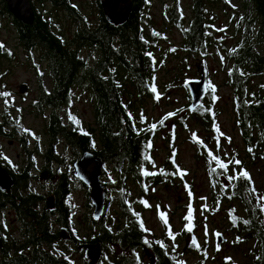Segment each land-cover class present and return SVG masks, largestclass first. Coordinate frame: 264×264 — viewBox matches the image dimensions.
I'll return each mask as SVG.
<instances>
[{"label": "trees", "instance_id": "trees-1", "mask_svg": "<svg viewBox=\"0 0 264 264\" xmlns=\"http://www.w3.org/2000/svg\"><path fill=\"white\" fill-rule=\"evenodd\" d=\"M59 1L79 26V33L74 38V42L78 44L76 50L71 49L60 54L56 52L62 42L50 33L49 21L36 11L35 6H32L34 19L31 25H24L12 18L23 42L31 44L40 41L54 46L55 49L51 60V82L54 89L43 96L50 105L45 124L48 153L43 159L47 165L53 163L58 173L54 172L55 181L49 194L55 200L52 213L44 209L46 196L26 189L28 176H17L13 192L7 196V211L14 213L23 235L21 241H8L6 259L1 264H73L65 250L71 252V246L95 243L102 246V258L98 264H114L110 261L111 255H115L120 264H143L138 256L141 252H146L153 264H186L184 260H179L182 252H179L178 239L187 236L191 242L187 251L196 252L202 257L198 264H204L208 258L206 246L198 242L193 224L191 231H188L189 223L184 221L182 232L178 234L173 233L167 223H163L164 230L161 235L154 236L150 241L145 237L146 225L141 211L136 209V206L150 208L147 205L150 187L166 184L176 177L172 170H165L164 167L155 170L152 156V140L157 132L165 128L164 123L170 115L153 128V125L147 124L144 117L134 113L127 96L128 91L125 89V84L129 81L139 97L155 96L154 74L158 69L153 49L162 35L152 31L146 36L142 14L148 9L150 1L132 0L129 21L116 28L108 25L103 19L99 0H95L100 13L95 26L80 14L69 0ZM191 1L192 17L189 20L184 21L178 0H171L169 5L163 8V15L180 33L183 40L182 51L189 54L199 53L205 58L211 54L208 7L219 1ZM243 9L245 15L235 27V32L241 33L240 41L229 49L223 48L222 53L220 46L216 45L213 52L214 56L220 58L222 70L225 72V86L233 91L232 110L237 131L247 149L254 150L259 145L264 148V93H249L247 84L254 78L264 79V0H246ZM0 15L12 17L3 0H0ZM12 57L10 50L0 48V58L11 60ZM207 86L206 100L209 105L205 107L202 103L196 111L188 112L202 126L214 132L220 114V111L215 109L219 99L217 87L210 85L208 78ZM262 87L264 89V86ZM82 96L87 98L92 111L90 126H86L73 112L74 101ZM1 98L3 95L0 94ZM187 99L189 101V98ZM8 110L9 107L0 120L20 127V119L12 120ZM42 111L39 109V112ZM178 126L185 128V119L179 120ZM210 127L212 129H209ZM214 139L217 140L216 137ZM61 146L62 149H73L78 158L86 151L100 157L104 162L101 179L108 176L109 169L115 174L114 181H102L107 196L105 215L98 223L91 222L100 231L87 240L79 237L75 229L76 208L72 202L71 172L69 169L60 172L57 168L63 167L59 153ZM216 160L227 167L220 168ZM169 162L172 165L173 159H169ZM205 165L215 209L219 208L221 199L225 197L227 200L239 199L245 203L246 193L250 191V180L239 175L241 170L246 171L240 168V164L236 163L232 169H228V164L221 158L207 155ZM129 180L140 190L137 199H130L128 191L124 189L125 181ZM226 183L228 188L224 187ZM108 186L113 187L109 189ZM113 191L119 196L118 209L122 214V217L114 222L113 219H108L107 213L112 200L109 195ZM85 206L91 209L87 198ZM251 206V210L246 211V218L233 217L231 211L229 218L234 227L241 224L242 231L250 233L252 238L260 241L258 250L252 253L253 264H264V225L254 216L257 215V209ZM59 228L69 231L71 239L67 243L60 241Z\"/></svg>", "mask_w": 264, "mask_h": 264}, {"label": "rangeland", "instance_id": "rangeland-1", "mask_svg": "<svg viewBox=\"0 0 264 264\" xmlns=\"http://www.w3.org/2000/svg\"><path fill=\"white\" fill-rule=\"evenodd\" d=\"M69 1L92 26L97 24L99 13L95 0ZM149 1L148 9L142 14L146 36L148 37L152 31L162 35L156 47L154 49L151 47L154 50L158 69L154 74L155 96L139 97L129 81L125 84V89L128 91L126 93L134 113L144 117L147 124L156 125L170 115L164 123L165 128L157 132L152 140V156L155 170L164 167L165 170H172L176 177L166 184L150 187V194L147 197L149 209L136 206L145 221V237L150 241L154 236L159 237L164 230L163 223H167L173 233L181 234L182 225L186 221L194 225V234L200 245L206 246L208 258L205 259L204 264H253L252 253L258 250L260 241L252 238L250 233L242 231L241 224L234 227L230 221L229 212L231 211L233 217L246 218L247 209L251 210L253 205L257 209V215L254 216L258 217L260 223L264 225V211L261 210L264 209V148L259 145L254 150H248L243 143L237 131L236 118L232 110L233 91L225 86V72L222 70L220 58L214 56L213 52L216 45L220 46L222 53L223 48L229 49L240 41L241 33L235 32V27L245 15L243 5L246 0H218L217 4L208 7L207 23L210 25L209 51L211 54L205 58L199 53L189 54L182 51L183 40L180 33L163 15V8L169 5L171 0ZM32 6H35L41 16L53 23V29L65 30L63 32L65 40L70 39L68 32H70L69 28L73 30L71 29L73 23L63 13H52L53 10L48 5L40 4L37 0H32ZM178 6L184 21H187L192 15V1L178 0ZM12 20L10 16L0 15V45L10 50L16 60V62H7L0 58V94L3 95L9 91L6 100L0 99V119L5 111V102L8 100L18 109V111L9 110L8 113L12 120L20 119L21 135L30 133L32 137L28 140L29 144L34 145L38 139L40 151L44 152L47 142L45 124L48 111L39 112L31 107L36 97V86L33 85L35 79L30 70L31 67L26 65L20 51L15 48L17 37L11 27ZM198 62L205 65L210 85L217 87L219 101L215 109H218L220 114L214 132L202 126L187 109L189 101L184 85L187 81L197 79L195 64ZM23 82L31 85V94L21 101L17 85ZM262 86H264V79L254 78L247 84V89L249 93L263 94ZM208 105L209 101L205 100L203 106ZM73 107V112L85 122L86 126H90L92 111L87 98L82 96L76 99ZM181 119H185V128L178 126V121ZM215 137L217 140L214 139ZM6 148V154L9 157L12 156L22 167L24 155L20 156L19 145L15 143L13 147L6 146ZM59 150L63 167L57 166V168L60 172L69 169L73 181L72 202L76 208L75 229L79 237L87 240L94 237L100 230L95 228L89 220L92 210L85 206L88 189L72 176V165L80 157H76L73 149H62L61 146ZM209 154L214 158H221L228 164V169H232L236 161H239L240 168L247 171L250 177V191L246 193L245 203L239 199L227 200L225 197L221 199L219 208H214L210 179L205 169V156ZM252 154L256 156L253 157ZM15 155L20 156V160L15 158ZM171 158L172 165L169 162ZM35 161L38 167L42 165L39 158ZM54 172L58 173L56 167L53 169V179L49 183L36 182V190L44 197L50 194L53 187L56 176ZM114 180L115 174L109 169L108 176L102 181ZM112 187L108 186L109 189ZM224 187L228 188V183ZM124 189L128 191L130 199H137L140 195L139 188L130 180L125 181ZM109 197L112 200L107 212L108 219H113L114 222L122 217L118 209L119 196L113 191ZM189 208H191L190 220L186 219L189 216ZM6 226L11 233L15 229L20 230V225L13 213L11 216H6ZM217 233L226 240L221 245L214 243V235ZM178 244L179 252H182L179 260H184L186 264H198L202 260L196 252L187 251L191 245L188 236L179 237ZM61 246L63 247V243ZM70 248L71 252L66 250L65 252L70 256L73 264H86L82 253L76 251L75 246ZM138 256L143 264H153L146 252H141ZM109 258L114 264H120V260L116 259L115 255Z\"/></svg>", "mask_w": 264, "mask_h": 264}, {"label": "flooded vegetation", "instance_id": "flooded-vegetation-1", "mask_svg": "<svg viewBox=\"0 0 264 264\" xmlns=\"http://www.w3.org/2000/svg\"><path fill=\"white\" fill-rule=\"evenodd\" d=\"M38 3L42 4L45 3V5H48L50 9H52V13H63L64 16L71 21L73 30L69 31L68 34L71 36L69 40H65L63 32L65 30L60 29H53V23H51L49 20V30L51 34H54L61 40L60 49H58L56 52L60 54L61 52H69L71 49L76 50L78 44L77 42H74V38L79 33V26H77V22L70 16V14L64 9V7L61 5L59 0H37ZM100 13L104 19V16L102 14V11L99 7ZM98 10V13H99ZM99 13V14H100ZM44 17V16H42ZM192 17V16H191ZM190 17V18H191ZM45 18V17H44ZM189 18V19H190ZM188 19V20H189ZM105 20V19H104ZM106 22V21H105ZM11 27L16 33V44L15 48H17L20 51V54L23 56L24 61L26 62V65L31 67V71L33 73L34 77V83L33 85L36 86V97L31 103V107L33 110L39 111V109L43 111H47L50 109V105H48V102L43 98L44 95H48L51 93L54 89V86L51 82L53 77V68L51 60L53 58V55H55V49L54 46H50L44 42L35 41L31 44H27L21 40L20 33L16 26H14L13 21L11 22ZM116 28V27H115ZM72 43V44H71ZM6 60V59H5ZM7 62H13L15 60V55H13L11 60H6ZM20 85H27L28 90L24 95L19 94V98L21 101H23L25 98H27L31 94L30 84L23 82L20 83ZM48 85V86H46ZM3 94L2 100H6V97L9 95V91L5 92ZM9 107V110H17L10 101L5 102V111ZM8 110V111H9ZM20 110V109H19ZM20 126V125H19ZM21 126L16 127L13 123L5 122L4 120H0V168L4 170L13 180V187L11 190L7 192H1L0 191V264L5 261V256L7 254L8 250V241H21L23 231L20 228V230H16L11 232H8L7 226H6V216H11L13 213L12 211H7L9 200L8 195L13 192V189L15 187V182L18 180V175H26L28 176V180L25 183V187L28 190L36 191V182L42 181L40 180V176L44 173L47 175V181H51L53 179V169L54 164L51 163L50 165H47L44 163L43 156L46 155L48 152V139L46 142V147L44 152L40 151L38 139H36V143L34 145L29 144V139L32 137L30 136V133H26L25 136L21 135ZM17 143L19 145V149L21 152V157L24 155L23 158V164L22 167L18 164V161H16L12 156L9 157L6 154V146L13 147L14 144ZM6 145V146H5ZM20 156L15 155V158H18L20 160ZM39 158L42 161V165L38 167L35 159ZM48 197H52L51 195H46L45 201ZM44 209H45V202L43 203ZM14 214V213H13ZM15 216V215H14ZM60 229V228H59ZM67 243V242H64Z\"/></svg>", "mask_w": 264, "mask_h": 264}, {"label": "water", "instance_id": "water-1", "mask_svg": "<svg viewBox=\"0 0 264 264\" xmlns=\"http://www.w3.org/2000/svg\"><path fill=\"white\" fill-rule=\"evenodd\" d=\"M3 2L13 19L24 25H31L33 23L32 0H3ZM98 4L105 21L112 27L124 26L132 14V0H99ZM195 69L197 79L187 81L185 84L189 97L188 111L190 113L196 111L208 95L205 65L198 62L195 64ZM17 89L20 95H24L28 90V86L20 85ZM103 167V160L90 151L82 153L80 158L72 165L73 178L88 189L87 200L92 210L90 214L92 223H98L105 215L107 196L101 180ZM40 180L43 182L47 181L46 173L40 176ZM12 187V178L0 168V191L8 193ZM54 208V198L48 197L45 201V210L52 213ZM58 236L62 242H68L71 239L69 231L65 228L59 230ZM225 241L221 234L219 236L214 235V243L216 245H221ZM75 249L82 253L86 264H98L101 261L102 246L100 243L78 244L75 246Z\"/></svg>", "mask_w": 264, "mask_h": 264}, {"label": "snow or ice", "instance_id": "snow-or-ice-1", "mask_svg": "<svg viewBox=\"0 0 264 264\" xmlns=\"http://www.w3.org/2000/svg\"><path fill=\"white\" fill-rule=\"evenodd\" d=\"M2 47H3V45H0V48H2ZM4 95H7V94H4ZM152 127L155 128V125H153ZM250 150H251V149H250ZM209 155H211V154H209ZM216 163H217V165H218L220 168H226V167H227V165H225V164H221L219 160H216ZM236 163L239 164V161H236ZM213 171H215V169H214ZM146 174H147V173H146ZM239 175H240L241 177H244V178H247V179L250 180L249 174H248L246 171L241 170L240 173H239ZM233 178H234V177H233ZM261 210L264 211V209H261ZM186 219H189V220L191 219V208H189V216L186 217ZM245 223H247V221H245ZM187 230H188V231H191V224L188 225V229H187ZM169 235L171 236V232H169ZM216 235L219 236L220 234L217 233ZM172 238L174 239V237H172ZM146 243H147V241H146ZM193 243H195V239H193ZM161 246L163 247V244H161Z\"/></svg>", "mask_w": 264, "mask_h": 264}]
</instances>
